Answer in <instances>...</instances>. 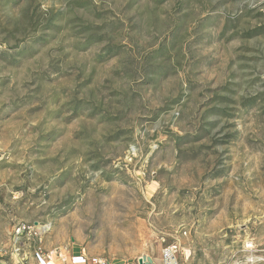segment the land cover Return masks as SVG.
Returning <instances> with one entry per match:
<instances>
[{
	"label": "rangeland",
	"instance_id": "obj_1",
	"mask_svg": "<svg viewBox=\"0 0 264 264\" xmlns=\"http://www.w3.org/2000/svg\"><path fill=\"white\" fill-rule=\"evenodd\" d=\"M18 222L110 264H264V0H0V264H36Z\"/></svg>",
	"mask_w": 264,
	"mask_h": 264
},
{
	"label": "built area",
	"instance_id": "obj_2",
	"mask_svg": "<svg viewBox=\"0 0 264 264\" xmlns=\"http://www.w3.org/2000/svg\"><path fill=\"white\" fill-rule=\"evenodd\" d=\"M13 242H18L21 237L34 241L33 258L36 264H110L100 257H88L86 253H67L61 249L46 250L42 245L40 229L35 225L18 222L13 227ZM162 248L160 250V264H181L179 261L180 245L177 241H166L162 239ZM19 251V247L15 248ZM143 259V258H142ZM143 262H146L143 259ZM17 264H29L25 256H20Z\"/></svg>",
	"mask_w": 264,
	"mask_h": 264
},
{
	"label": "crops",
	"instance_id": "obj_3",
	"mask_svg": "<svg viewBox=\"0 0 264 264\" xmlns=\"http://www.w3.org/2000/svg\"><path fill=\"white\" fill-rule=\"evenodd\" d=\"M145 264H160V252H159V256L155 257L153 259L152 263H149L148 261L144 262Z\"/></svg>",
	"mask_w": 264,
	"mask_h": 264
},
{
	"label": "water",
	"instance_id": "obj_4",
	"mask_svg": "<svg viewBox=\"0 0 264 264\" xmlns=\"http://www.w3.org/2000/svg\"><path fill=\"white\" fill-rule=\"evenodd\" d=\"M139 264H145L142 258H139Z\"/></svg>",
	"mask_w": 264,
	"mask_h": 264
},
{
	"label": "trees",
	"instance_id": "obj_5",
	"mask_svg": "<svg viewBox=\"0 0 264 264\" xmlns=\"http://www.w3.org/2000/svg\"><path fill=\"white\" fill-rule=\"evenodd\" d=\"M108 51H111V49H108Z\"/></svg>",
	"mask_w": 264,
	"mask_h": 264
},
{
	"label": "bare ground",
	"instance_id": "obj_6",
	"mask_svg": "<svg viewBox=\"0 0 264 264\" xmlns=\"http://www.w3.org/2000/svg\"><path fill=\"white\" fill-rule=\"evenodd\" d=\"M246 246H248V245H246Z\"/></svg>",
	"mask_w": 264,
	"mask_h": 264
}]
</instances>
